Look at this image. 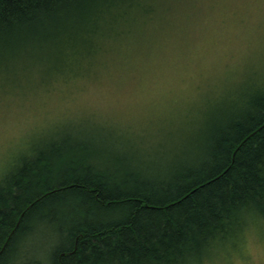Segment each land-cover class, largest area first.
<instances>
[{
  "label": "trees",
  "instance_id": "16d2710c",
  "mask_svg": "<svg viewBox=\"0 0 264 264\" xmlns=\"http://www.w3.org/2000/svg\"><path fill=\"white\" fill-rule=\"evenodd\" d=\"M149 2L0 0V53L73 44L64 36L84 32L89 18L97 51L124 46L132 22L153 16ZM76 15L85 17L80 30L69 23ZM61 140L20 155L0 179V264H11L2 258L28 243L35 222L55 224L51 264H191L207 241L235 229L239 238L247 212L264 214V85L159 162L130 146L96 160Z\"/></svg>",
  "mask_w": 264,
  "mask_h": 264
},
{
  "label": "rangeland",
  "instance_id": "374dc122",
  "mask_svg": "<svg viewBox=\"0 0 264 264\" xmlns=\"http://www.w3.org/2000/svg\"><path fill=\"white\" fill-rule=\"evenodd\" d=\"M149 3L153 16L132 22L124 46L97 51L93 18L84 32L66 33L73 44L4 46L0 179L20 155L53 138L96 160L128 155L130 146L159 162L208 128L216 111L238 108L264 85V0ZM84 18L69 23L80 30ZM33 224L28 243L59 244L49 227ZM238 239L254 251L248 227Z\"/></svg>",
  "mask_w": 264,
  "mask_h": 264
},
{
  "label": "clouds",
  "instance_id": "9594fccd",
  "mask_svg": "<svg viewBox=\"0 0 264 264\" xmlns=\"http://www.w3.org/2000/svg\"><path fill=\"white\" fill-rule=\"evenodd\" d=\"M253 236L252 248L247 251L246 245L240 246L238 229L231 232L226 238H215L207 241L198 255L194 256L191 264H264V214L256 210L246 213L244 222ZM49 233L56 238L55 224L49 227ZM42 239L31 243H22L11 259V264H29L30 258L41 261V264H51L50 254L55 248L51 245H42Z\"/></svg>",
  "mask_w": 264,
  "mask_h": 264
}]
</instances>
